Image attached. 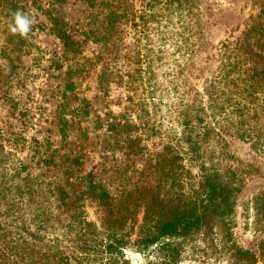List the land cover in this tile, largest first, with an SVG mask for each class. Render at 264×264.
I'll use <instances>...</instances> for the list:
<instances>
[{
	"label": "trees",
	"instance_id": "16d2710c",
	"mask_svg": "<svg viewBox=\"0 0 264 264\" xmlns=\"http://www.w3.org/2000/svg\"><path fill=\"white\" fill-rule=\"evenodd\" d=\"M98 1L87 0L91 7ZM122 1H107L110 24L124 18ZM17 12L22 14L13 7L2 14V33L9 32L0 49V98L6 104L13 102L3 91L13 75L7 72L11 55L25 44L10 29ZM212 13L207 0H128V106L146 140L168 141L170 154L162 158L156 184L134 192L141 212L115 217L111 196L93 182L92 174L67 173L62 187L46 183V175L28 173L17 188V231L1 237L0 264H131L126 251L142 257L144 264H264V242L258 256L236 242L234 217L245 185L239 169L226 163L223 147L228 139H238L264 154V57L248 42L235 48L225 43L216 49L220 67L201 87L195 84L203 72L197 58L204 45V21ZM61 23L52 19L55 34L68 55L77 54L79 45ZM63 122L65 139V114ZM26 149L23 144L19 153ZM192 171L199 183L185 192ZM83 181L88 187L81 191ZM66 187L76 194L74 200ZM85 201L101 215L100 228L80 219ZM64 216L77 236L64 237L73 245L72 255L49 246L51 233L63 228Z\"/></svg>",
	"mask_w": 264,
	"mask_h": 264
},
{
	"label": "rangeland",
	"instance_id": "374dc122",
	"mask_svg": "<svg viewBox=\"0 0 264 264\" xmlns=\"http://www.w3.org/2000/svg\"><path fill=\"white\" fill-rule=\"evenodd\" d=\"M107 1L111 0H99L91 7L87 0H0V49L9 33H2L4 12L17 7L33 21L23 36L22 52L11 55L13 62L7 70L13 75L3 91L13 102L6 104L0 98L1 248V237L17 231V188L28 173L46 175V183L62 187L67 173L75 177L92 174L93 182L111 196L115 217L126 218L142 210L134 192L151 187L162 177L160 165L163 156L170 157L169 143L147 141L128 106V0L121 2L124 18L116 24L108 20ZM207 2L213 13L204 21V45L197 58L203 72L195 84L200 87L220 67L216 49L225 43L235 48L248 42L264 57V0ZM54 18L62 21V28L79 45L77 54L65 51L54 32ZM69 81L74 86L67 91ZM64 114L65 139L61 132ZM23 144L27 149L21 154ZM223 147L226 163L239 169L245 185L234 217L235 239L242 249L258 256L264 242V154L238 139H228ZM22 168L27 172L21 173ZM191 173L183 184L185 192L199 183L196 172ZM86 187L88 181H83L81 191ZM65 189L72 200L77 197L69 187ZM94 207L85 201L78 212L83 213L81 220L100 228L101 215H96ZM62 221L61 231L51 233L49 246H60L72 255L73 245L64 237L77 236L67 227L70 219L64 216ZM124 257L131 264L145 262L129 251Z\"/></svg>",
	"mask_w": 264,
	"mask_h": 264
},
{
	"label": "clouds",
	"instance_id": "9594fccd",
	"mask_svg": "<svg viewBox=\"0 0 264 264\" xmlns=\"http://www.w3.org/2000/svg\"><path fill=\"white\" fill-rule=\"evenodd\" d=\"M14 17L15 24L14 26L10 25L11 31L14 33L18 32L22 36L27 35L30 29V25L33 23V21L19 12L15 13Z\"/></svg>",
	"mask_w": 264,
	"mask_h": 264
}]
</instances>
